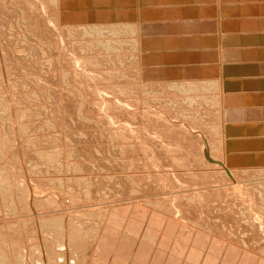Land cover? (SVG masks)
I'll return each instance as SVG.
<instances>
[{"label":"rangeland","instance_id":"obj_1","mask_svg":"<svg viewBox=\"0 0 264 264\" xmlns=\"http://www.w3.org/2000/svg\"><path fill=\"white\" fill-rule=\"evenodd\" d=\"M110 1L0 0L3 240L11 244L22 237L26 248L42 240L41 235L28 234L22 224L17 235H11L6 225L29 215L23 205L26 199L34 209L41 190L35 193L30 185L37 178L50 181L48 187H38L47 196L55 195L57 206L67 213L74 209L79 221L87 222L80 227L78 240H90L82 233L85 225L91 229L94 223L112 225L118 240L135 241L134 254L131 250L125 259L120 253L115 263L120 258L129 263L137 248L150 250L146 264H152L153 244L161 246L167 240L169 254L173 251L178 257L176 264H242L245 254L253 260L249 264H264V149L259 147L264 148V115L259 119L246 115L254 104L255 109L257 105L264 109V74L251 70L264 58L235 55L254 45L238 42L242 36L238 33H258L255 23L245 20L252 14L223 15L217 7L233 4L254 12L264 1L173 0L166 5L155 0ZM200 5L210 15L185 13ZM174 8L180 17L171 14ZM112 9L128 11L129 16L134 11L133 18L113 19ZM181 20L183 24L229 20V24L222 22L223 31L216 27L189 32L181 26L178 31L167 27L159 32L153 26ZM211 36L217 37V46L205 41ZM196 37L202 44L194 42ZM150 40H163L162 46L152 48L146 44ZM211 50L218 54L215 60ZM197 52L203 55L200 59L195 58ZM217 64H228L222 75L226 92L212 86L211 81L219 78L207 73L208 66ZM177 69L187 73H176ZM240 154L250 162L244 165L236 157ZM82 174L90 203L75 179ZM131 190L145 194L149 203L133 198ZM131 220L140 224L138 236L128 233L126 223ZM147 239L156 243L149 246ZM106 255L112 264V254ZM166 256L160 264L168 263ZM135 263L140 261L131 264Z\"/></svg>","mask_w":264,"mask_h":264},{"label":"bare ground","instance_id":"obj_2","mask_svg":"<svg viewBox=\"0 0 264 264\" xmlns=\"http://www.w3.org/2000/svg\"><path fill=\"white\" fill-rule=\"evenodd\" d=\"M76 1V0H75ZM80 1V0H79ZM110 1V0H109ZM116 1V0H115ZM122 1V0H121ZM120 1V2H121ZM146 1V0H145ZM156 2L158 1H161V2H165V5H166V1H173V0H155ZM180 1V0H179ZM184 1H191V0H184ZM211 1V0H210ZM224 2V0H222ZM264 1V0H263ZM85 2V1H84ZM108 2V1H107ZM111 2V1H110ZM152 2V1H151ZM192 2H195V1H192ZM197 2V1H196ZM213 2V1H212ZM221 2V1H220ZM228 2V1H227ZM113 3V2H112ZM118 3H119V0H118ZM183 3V1H182ZM214 3V2H213ZM263 3V2H262ZM106 4V3H105ZM109 4V3H108ZM158 4V3H157ZM162 5V3H160ZM198 4V3H197ZM219 4V3H218ZM221 4V3H220ZM223 4V3H222ZM257 4V3H256ZM151 5V4H150ZM199 5V4H198ZM197 5V6H198ZM243 5V4H242ZM67 6V5H66ZM118 6V5H117ZM196 6V5H195ZM201 6V5H200ZM211 6V5H210ZM246 6V5H245ZM252 6V5H251ZM74 7V6H73ZM120 7V6H119ZM119 7H116V8H119ZM125 7V6H123ZM217 7H220L219 8V12H221L223 15H226V14H230L231 12L233 13H236V11H239L240 14H252L251 16L253 17L252 19H246L248 18L247 15H246V18L245 20H250V21H247V22H250V23H255V28L257 30L255 31H258V33L256 32L255 34H248V33H243V34H240L238 33L239 35H242V36H239L241 37L238 41L239 44L241 43H251V44H254L252 45L250 48H249V51L246 52V51H239V52H236L235 55H238L239 57L238 58H242L243 56H245L246 58H249V55L252 57V58H264V28H263V23L262 21L264 20V5L262 6H259L260 8L258 7H255L253 10H255L254 12H252L251 9H242L243 7H239V6H226V5H223L222 7L219 5ZM114 8V7H113ZM130 8V7H129ZM194 8V7H193ZM250 8V7H249ZM120 9V8H119ZM118 9V10H119ZM124 9V8H122ZM127 9V8H126ZM163 9V7H162ZM79 10V9H78ZM113 10V9H112ZM117 11H114L112 13H114L113 15H110V17H112L113 19H116V20H123L124 19H127V18H133V15H134V11L132 12V15L129 16V12L126 11V12H118ZM158 10V9H157ZM165 10V8H164ZM172 12L171 14L172 15H179V13H181L180 11L176 10V8L174 9H171ZM218 10V9H217ZM260 10V11H258ZM139 11V10H137ZM168 11V8L167 10ZM210 10H208L207 7L204 6H201V7H197V8H194V9H188L186 12H190V14L192 13L193 15H201V14H208L210 15ZM235 11V12H234ZM251 11V12H250ZM102 12V11H101ZM109 12V11H108ZM144 13V11H142ZM158 11H155L154 13H157ZM259 12V14H258ZM263 12V13H262ZM105 12H103L104 14ZM154 13H152L154 15ZM159 13V12H158ZM161 13V12H160ZM164 13V12H163ZM162 13V14H163ZM182 13H184L182 11ZM184 13V14H185ZM106 16L107 14L109 15L110 13H105ZM136 14V13H135ZM161 14V15H162ZM169 14V15H171ZM248 14V15H249ZM253 14H258L257 16L253 15ZM263 14V15H262ZM123 17H122V16ZM128 15V16H126ZM138 15V13H137ZM158 15V14H157ZM168 15V16H169ZM262 15V16H261ZM84 16V15H83ZM105 16V17H106ZM160 16V15H159ZM207 16V15H206ZM229 16V15H228ZM175 17V16H173ZM180 17V16H178ZM224 17V16H222ZM230 17V16H229ZM75 18V17H74ZM124 18V19H123ZM136 18V17H135ZM138 18V17H137ZM165 18V16H164ZM196 18V17H195ZM194 19V18H193ZM226 19V18H225ZM228 19V17H227ZM259 19L261 21H259ZM169 20V19H168ZM202 20V19H201ZM236 20H238L236 18ZM241 20H244L241 19ZM122 21V23H123ZM130 21V20H129ZM133 21V20H132ZM152 21V20H151ZM207 21V20H206ZM209 21V20H208ZM222 21V20H221ZM240 21V20H239ZM113 22V21H112ZM199 22V21H198ZM203 22V21H202ZM213 23L209 22V23H188V24H183L184 21L182 22H175V23H169L168 25H163V24H153V26H156V28L159 29V32H161L160 30H165L163 32H166V28L169 27L170 28V32L172 31H178V28L181 26L183 29H185L186 31L189 32V30H197V29H203L204 31V28L205 29H210L211 28L214 30V28H218V29H223L222 27V22L223 23H228L229 20H223L222 22H214L212 21ZM233 21H231L232 23ZM238 22V21H237ZM240 22H243V21H240ZM243 23H246V22H243ZM249 23V24H250ZM252 23V24H253ZM229 24V23H228ZM127 26V25H126ZM150 26V25H149ZM148 26V27H149ZM186 26V27H184ZM250 26V25H249ZM152 27V26H151ZM153 28V27H152ZM151 28V29H152ZM182 29V31H183ZM220 30V31H221ZM225 30V29H224ZM153 31V30H152ZM155 31V30H154ZM179 31H181L179 29ZM200 31V30H199ZM202 31V30H201ZM215 31V30H214ZM223 31V30H222ZM157 32V31H156ZM185 32V31H184ZM208 32V31H207ZM114 33V32H113ZM116 33V32H115ZM152 33V32H151ZM158 33V32H157ZM191 33V32H190ZM195 33V32H194ZM193 33V34H194ZM167 34V33H166ZM181 34V33H180ZM237 34V33H236ZM168 35V34H167ZM221 35V34H219ZM231 35V34H230ZM233 35V34H232ZM213 36V35H212ZM206 38L205 41H207L209 43V45L211 46H217V37L214 36V38ZM224 36V35H223ZM158 37V36H157ZM193 37V36H192ZM191 37V39H192ZM220 37V36H219ZM227 37V36H226ZM238 37V35H237ZM237 37H235L234 39H236ZM197 38V37H196ZM200 38V37H199ZM205 38V37H204ZM141 39V38H140ZM186 39V38H185ZM185 39L182 38V40H184V42H187V40L185 41ZM194 39V38H193ZM145 40V39H144ZM190 40V38H189ZM221 40V39H220ZM228 41V38L226 39ZM231 40V39H230ZM163 40H157L155 42V40H150V41H147L146 44H149L152 45V48L153 46H159L161 45ZM165 41V40H164ZM172 41V40H171ZM176 41V40H174ZM197 42L199 45L202 44L203 40L202 39H194V42ZM234 41V40H233ZM233 41L231 40V42L233 43ZM168 42V41H167ZM170 42V41H169ZM183 42V41H182ZM193 42V43H194ZM226 43V41H224ZM230 42V41H229ZM145 44V42H143ZM166 43V42H165ZM172 43V42H171ZM190 43V41H189ZM192 43V44H193ZM205 43V42H204ZM232 43H227V44H232ZM237 43V42H236ZM143 44V45H144ZM168 44V43H167ZM183 44V43H182ZM196 44V45H198ZM207 44V43H206ZM222 44V43H221ZM235 44V42H234ZM186 45V44H185ZM189 45V44H188ZM191 45V43H190ZM195 45V46H196ZM226 45V44H225ZM224 45V46H225ZM236 45V44H235ZM162 46V45H161ZM165 46V45H164ZM174 46V45H173ZM203 46V45H202ZM205 46V47H204ZM203 47L206 48L207 46L204 45ZM227 47H229L228 45H226ZM225 46V47H226ZM240 46V45H239ZM238 46V47H239ZM243 46V45H242ZM246 46V45H245ZM249 46V45H248ZM168 47V46H167ZM236 47V46H235ZM247 47V46H246ZM171 48V46H169V49ZM222 48V46H221ZM239 49V48H238ZM236 49V50H238ZM189 50V49H188ZM221 50V49H220ZM225 49H223L224 51ZM227 50V49H226ZM234 50V49H233ZM195 51V50H194ZM218 53V49L216 50ZM196 52V51H195ZM206 52V51H205ZM185 53V51H184ZM198 53V52H197ZM208 53V52H207ZM211 55H213L212 59H216V57L218 56L217 53H215L214 51L211 50ZM224 53V52H223ZM226 53V52H225ZM229 52L227 51V54ZM156 54V53H155ZM158 54V53H157ZM161 54V53H160ZM172 54V53H171ZM201 54V53H200ZM205 54V53H204ZM165 55V54H164ZM174 55V54H173ZM178 55V54H177ZM180 55V54H179ZM197 55V54H196ZM231 55L228 54L227 56L229 57ZM166 56V55H165ZM198 56H203V55H197V57L195 58H198ZM205 56V55H204ZM234 56V55H233ZM242 56V57H240ZM168 57H171L172 56H167V58L165 59H170ZM211 57V56H210ZM225 57V56H224ZM226 57V58H228ZM190 61L192 60L191 57H189ZM203 58V57H202ZM218 58V57H217ZM237 57H235L236 59ZM179 59V58H178ZM181 59V57H180ZM200 59V58H198ZM210 59V58H209ZM230 59V57H229ZM183 60V59H181ZM204 60V59H202ZM221 60V59H220ZM233 60V59H232ZM240 60V59H239ZM244 60V59H243ZM248 60V59H247ZM251 60V59H250ZM189 61V62H190ZM193 61V60H192ZM238 61V60H237ZM241 61V60H240ZM246 62V60H244ZM183 62V61H182ZM203 62V61H202ZM206 62V60H205ZM211 62V61H210ZM217 62V61H216ZM235 62V60H234ZM243 62V61H242ZM160 63V62H159ZM171 63V62H170ZM208 63V62H207ZM220 63V62H219ZM229 63V62H228ZM255 63V62H254ZM169 64V63H168ZM180 64V63H179ZM251 65V64H250ZM207 66V65H205ZM209 68L208 72L209 75H214L216 74L218 76L219 79L215 80V81H211V85L212 86H220V91H223L225 90V78L223 79L222 78V75L226 74L227 71H228V64L226 66H222V64H217V66H211L207 67ZM264 63H258V64H253V66H251V70H257L258 74H260L261 72V75L262 73L264 74ZM250 68H247V72ZM236 70V69H235ZM180 71V72H178ZM181 69H177L176 70V73H181ZM184 71V70H183ZM182 71V75L183 74H186V73H183ZM159 74L161 72L157 71ZM191 72V71H190ZM205 72V71H204ZM201 73V72H200ZM174 74V73H173ZM195 74V73H194ZM191 75V74H189ZM199 75V74H198ZM202 76V75H201ZM227 76V75H226ZM233 76V75H232ZM192 77V76H191ZM234 77V76H233ZM230 79V78H229ZM254 79V78H253ZM239 81V80H238ZM208 83V82H207ZM210 84V83H209ZM238 85V84H237ZM248 88V87H247ZM251 89V88H250ZM227 90H225L226 92ZM236 93V92H235ZM258 93V92H257ZM255 93V94H257ZM238 94V93H237ZM230 95V94H229ZM228 96V95H227ZM243 96V95H242ZM257 97V96H256ZM259 97V95H258ZM260 97H261V94H260ZM226 96L223 97V99L225 100ZM231 98V97H230ZM235 98V96H234ZM232 99V98H231ZM245 100V98H243ZM251 99V98H250ZM227 100V99H226ZM225 100V101H226ZM235 100V99H234ZM237 100V99H236ZM240 100V98H239ZM254 101V100H253ZM241 102V101H240ZM247 102V101H246ZM249 102V100H248ZM252 102V101H250ZM249 102V103H250ZM260 102V101H259ZM258 102V103H259ZM244 103V102H243ZM252 104V103H251ZM246 105V104H245ZM250 105V104H249ZM263 105V104H262ZM255 106V104H254ZM254 106L252 105L251 107L253 108L251 111H248L246 113L247 117H250V118H254V119H259V117H263L264 115V109L262 108V106H259L257 105L256 107H259L258 109H255ZM264 106V105H263ZM250 107V106H248ZM244 108V107H243ZM248 109V108H247ZM242 110V109H240ZM246 110V109H245ZM244 112V111H243ZM251 120V119H250ZM262 121V120H261ZM254 129V128H253ZM262 125H261V129L262 130ZM253 132V131H252ZM261 132V131H260ZM263 132H264V129H263ZM258 140V139H257ZM6 141V140H5ZM261 144V142H260ZM5 145V143H4ZM259 145V144H258ZM263 144L259 145L260 148L264 149L263 147ZM3 152V151H2ZM1 153V151H0ZM241 153V152H240ZM243 153V152H242ZM245 153V152H244ZM41 154V152H40ZM255 156V155H254ZM238 159L245 165L248 161H249V158H246L248 156H242L240 154V156H237ZM245 157V158H244ZM1 159V158H0ZM248 159V160H247ZM238 162V161H237ZM250 162V161H249ZM251 162H253L251 160ZM256 162V161H255ZM228 163V162H227ZM258 163V162H257ZM239 164V163H238ZM251 164V163H250ZM254 164V162H253ZM242 165V166H244ZM249 165V164H248ZM78 177V175L76 176ZM35 178V177H34ZM77 179L76 181H78V184H80V186H83L84 188V191L85 192V196L88 200V202L91 200L89 197H88V182H87V179H85V177H83V174L82 176L78 177V178H75ZM49 180L47 182H40L37 178H35L33 180V183L32 185H30V187L32 188V190L35 192V193H39L38 190H41L40 194H38V196H35L34 198V209L32 207V210L31 209V203L29 202V199H26L25 200V203L26 204L25 206H27V210L29 212V215L22 218V222L20 220H8V223L6 224L7 225V228L9 229V232L14 234V235H17V232H19V225L22 224V227H26L27 231H28V234H35L36 237H40V235L42 236V240L41 238L35 242H32L28 245H31L30 248L29 246H27L30 251H28V248H26L25 246V243H24V240L22 241V237L18 240H14L13 243L9 244L10 242H7L6 240H3V237L4 235L0 234V264H110V258L111 257H107L104 256L105 253H107L108 255L112 254V264H121L120 260H118L117 263H115V260H117V257L120 256V253L122 254H125L124 255V258L126 259V257L129 255V253H132L131 250L133 248V245L135 243L134 240H118V237H117V233H115V228L111 225H106L105 227H99L97 224H92V226H94V228H91L89 229V226H84L86 227V231L83 232L82 234L85 236V239L88 238L90 240H78L79 237H77V233L80 234L81 231H79L80 227H83L84 224H87L86 223H82L79 221V219L77 218V216L75 215L74 213V209L70 210L69 213H67V210L65 208V211L62 209V206L59 205L57 206L58 203H56V198H55V195L54 196H47L45 195V190H43L44 188H41V187H38L40 186V184H42L44 187H48L49 186ZM20 187L22 186L20 183L18 184ZM69 188V187H68ZM71 189V188H70ZM16 190V189H15ZM4 191V190H3ZM25 191V190H24ZM131 191H136V190H131ZM130 191V192H131ZM7 192V191H6ZM17 192V191H16ZM130 194L133 198H135L137 200V198H139L140 201H143L145 203H149V200L145 198V194H139L137 191L135 193ZM1 193V192H0ZM20 193V192H19ZM139 195H138V194ZM40 196V197H39ZM238 197V195H237ZM3 198V197H2ZM5 198V197H4ZM7 198L3 199V202L6 201ZM9 199V198H8ZM18 199V198H17ZM2 201V200H1ZM10 202V201H9ZM7 201V206L10 207V203ZM19 203V202H18ZM90 203V202H89ZM132 205L134 202H131ZM9 204V205H8ZM20 204V203H19ZM2 205L4 206L5 204L2 203ZM85 205V204H84ZM2 206V207H3ZM81 206V205H80ZM135 205H133L134 207ZM6 207V206H4ZM21 207V206H20ZM7 208V207H6ZM25 209V208H24ZM133 209V208H132ZM21 211V209H20ZM134 211V210H133ZM137 211V210H136ZM246 211V210H245ZM167 213V215L169 214V211H165ZM15 214V212H12V216ZM79 214V213H78ZM23 216V215H22ZM112 217V216H111ZM117 217V216H115ZM249 218V217H248ZM247 218V219H248ZM15 219V218H13ZM7 221V220H6ZM100 223V222H99ZM160 226V225H158ZM2 228V225L0 226ZM22 229H25V228H22ZM1 230V229H0ZM25 231V230H23ZM27 233V232H26ZM5 237V236H4ZM19 237V236H18ZM98 237V238H97ZM151 237V236H150ZM147 238V237H146ZM2 239V240H1ZM37 239V238H36ZM76 239V240H75ZM149 239V238H148ZM146 240V244H148L149 246L152 245L153 243H156L155 241L153 242L152 240ZM10 241V240H9ZM12 241V240H11ZM27 241H29L27 239ZM26 241V242H27ZM34 241V240H32ZM97 243V247H94L95 244ZM136 244V243H135ZM155 247H156V254L153 256L154 258H152V261L151 263H154V262H157V264H160L161 260V257L164 255L165 257H167L166 255L168 254V262H174V263H177L179 262L178 260V257L175 255V253L173 251H171V253L169 254V249L171 250L170 247L165 248V249H162L160 248L159 244L156 243L153 244ZM15 246H17L15 248ZM223 247V246H222ZM96 248V250H95ZM230 248V247H229ZM146 250V248H145ZM225 250H228V249H225ZM133 251V250H132ZM150 250H147V251H141L140 249L137 250L136 248V252H135V257H133V259L128 263L127 261H125V259H123V261H125L124 264H131L132 262L134 261H140V263H135V264H146L147 262V259L148 257H150L149 255V252ZM233 251V249H232ZM249 251V250H248ZM95 252V254L93 253ZM228 252V251H227ZM262 253H264V251H262ZM91 254V256H90ZM134 254V251L133 253ZM242 255V254H241ZM240 255V256H241ZM244 255V254H243ZM246 256H244V259L243 261H245L244 263L242 264H249V262L247 261H251L253 262V260H251L252 258H249V254H245ZM257 258V257H256ZM143 260V263L141 262ZM260 260V259H259ZM72 261V263L70 262ZM186 264V263H185Z\"/></svg>","mask_w":264,"mask_h":264},{"label":"crops","instance_id":"obj_3","mask_svg":"<svg viewBox=\"0 0 264 264\" xmlns=\"http://www.w3.org/2000/svg\"><path fill=\"white\" fill-rule=\"evenodd\" d=\"M136 218H137V220H142V219H140L142 217H138L137 216ZM126 227L128 229V233L130 232V234L132 236H138L140 234L141 227H140V224L139 223L134 222V221L131 220V221H129V222L126 223ZM151 233L155 234L156 232L155 231H152ZM184 233H186V231H184ZM184 245H185L184 244V240H183V242L180 241L181 248H184ZM159 247L162 248V249H165V248L168 249L167 240H162L161 241V246H159ZM120 262H121V264H124L125 263L124 261H122V258H120ZM141 262L143 263V260ZM152 264H157V262H154ZM165 264H176V263H174V262H168V263H165Z\"/></svg>","mask_w":264,"mask_h":264}]
</instances>
